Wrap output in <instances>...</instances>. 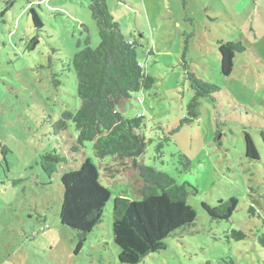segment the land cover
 <instances>
[{
  "label": "rangeland",
  "instance_id": "rangeland-1",
  "mask_svg": "<svg viewBox=\"0 0 264 264\" xmlns=\"http://www.w3.org/2000/svg\"><path fill=\"white\" fill-rule=\"evenodd\" d=\"M10 3L0 18V264H119L112 204L122 193L130 195L121 177L113 180L101 172L111 197L102 224L79 249L73 232L59 223L62 174L77 170L86 159L99 165L89 143L70 152L76 136L72 124L61 135L53 132L61 113L79 107L75 75L67 70L70 61L87 37L90 48L99 45L89 0H0V12ZM106 3L154 79L151 89L132 94L124 113L127 118L143 116L148 144L139 161L197 190L187 202L196 213L194 224L169 237L165 250L140 264H264L258 241L264 235V0ZM31 9L42 22L40 31L32 24ZM36 34L39 43L28 51ZM186 39L189 67L220 92L215 103L202 100L197 120L179 128L193 96L181 65ZM217 40L246 48L245 55L235 56L227 77L220 73ZM244 133L252 139L257 161L245 158ZM52 150L67 164L48 178L40 160ZM112 163L106 158L101 165ZM230 198L238 205L229 223L211 221L201 208L202 203L215 206ZM232 228L246 238L227 239Z\"/></svg>",
  "mask_w": 264,
  "mask_h": 264
},
{
  "label": "trees",
  "instance_id": "trees-1",
  "mask_svg": "<svg viewBox=\"0 0 264 264\" xmlns=\"http://www.w3.org/2000/svg\"><path fill=\"white\" fill-rule=\"evenodd\" d=\"M12 3L0 12V18ZM88 10L97 28L99 45L95 49L90 48L87 37L84 48L70 61L67 70H72L75 75L79 107L73 112L61 113L53 125V132L61 135L72 124L76 136L70 152L78 153L89 143L99 165L95 166L86 159L77 170L62 174L59 223L73 232L79 249L88 235L102 224L103 212L111 197L101 179V172L113 180L121 177L128 183L130 195L124 192L113 200L112 240L120 250L119 264H140L147 256L165 250V240L169 237L194 224L196 213L187 202L197 190L187 182L179 185L168 174L144 166L139 161L148 144L143 133V116L127 118L124 113L132 94L151 89L154 79L137 60L136 43L124 37L119 24L108 11L106 0H89ZM29 15L35 30L40 31L43 25L36 12L31 9ZM38 43L36 34L29 40L27 50L33 51ZM216 43L220 73L227 77L233 72L235 56L245 55L246 48L240 42L217 40ZM187 46L186 39L181 65L193 96L179 128L197 120L201 101L210 99L215 103L220 92L217 86L195 76L186 61ZM55 79L57 76L53 75L52 82L57 87L59 81ZM135 100L138 102L139 99ZM179 128L171 130L168 136ZM167 140L165 137L164 141ZM261 140L264 144L263 132ZM244 141L245 158L257 161L259 156L249 134L244 133ZM155 150L160 155L162 144L158 143ZM106 158L113 163L101 165ZM181 158L188 166V159L183 155ZM62 164H67L65 157L61 158L53 150L41 156L40 167L48 178ZM237 205V200L230 198L218 201L215 206L202 203L201 208L211 221L229 223ZM228 233L227 239L236 242L246 238L235 228ZM258 241L264 249V235Z\"/></svg>",
  "mask_w": 264,
  "mask_h": 264
}]
</instances>
